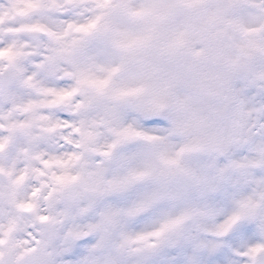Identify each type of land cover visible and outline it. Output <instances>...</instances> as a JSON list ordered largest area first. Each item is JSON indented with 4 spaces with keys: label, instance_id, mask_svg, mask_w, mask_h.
I'll return each mask as SVG.
<instances>
[{
    "label": "snow or ice",
    "instance_id": "6c2138e0",
    "mask_svg": "<svg viewBox=\"0 0 264 264\" xmlns=\"http://www.w3.org/2000/svg\"><path fill=\"white\" fill-rule=\"evenodd\" d=\"M0 264H264V0H0Z\"/></svg>",
    "mask_w": 264,
    "mask_h": 264
}]
</instances>
